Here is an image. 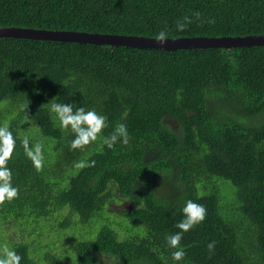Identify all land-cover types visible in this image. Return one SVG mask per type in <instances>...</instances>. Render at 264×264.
I'll list each match as a JSON object with an SVG mask.
<instances>
[{"label":"trees","instance_id":"obj_1","mask_svg":"<svg viewBox=\"0 0 264 264\" xmlns=\"http://www.w3.org/2000/svg\"><path fill=\"white\" fill-rule=\"evenodd\" d=\"M0 26L150 38L161 30L166 38L261 35L264 0H0ZM4 101L20 105L7 125L16 143L4 164L19 191L0 203V226L66 211L49 225L56 252L48 243L34 249L47 264L62 263L69 230L81 224L100 229L73 244L70 264H264V47L165 51L0 38ZM54 102L95 109L107 126L72 149L75 134L61 127ZM118 123L127 125L128 143L109 149L103 137ZM26 126L55 152L39 170L22 144ZM214 179L231 185L230 211L219 201L230 190ZM115 195L128 207L111 213ZM188 199L205 206L206 218L183 234L186 255L177 262L166 237L180 231ZM124 219L136 229H124ZM10 248L20 264H34L27 243Z\"/></svg>","mask_w":264,"mask_h":264},{"label":"clouds","instance_id":"obj_2","mask_svg":"<svg viewBox=\"0 0 264 264\" xmlns=\"http://www.w3.org/2000/svg\"><path fill=\"white\" fill-rule=\"evenodd\" d=\"M185 19H188L187 17ZM180 29L185 27L184 24L178 25ZM168 33L161 30L156 34V41L164 44ZM248 36V35H246ZM232 37V36H230ZM237 37V36H235ZM244 37V36H241ZM28 106V105H27ZM26 106V107H27ZM59 119L61 127L68 129L75 134L71 140V148H81L84 145L95 141L98 134L107 126V117L101 115L95 109L86 110L85 107H76L73 103H51V109ZM129 140V131L125 123H118L109 136L103 137V144L107 148L112 149L117 142L127 144ZM15 139L12 132L7 127H0V203L5 200L11 201L18 195V188L12 183V171L5 167L6 160L11 157L15 147ZM27 157L32 161L33 165L39 170L43 167V145L37 142L30 146L29 138L25 136L22 140ZM95 161H91L94 165ZM83 166V164L78 165ZM183 218L176 224L180 229L175 233H170L167 237V244L172 249V259L181 261L186 255L185 250L181 246L183 234L193 228L196 224L202 222L206 218V208L203 204L197 203L192 199L185 201L182 207ZM215 242L208 244L211 251L214 248ZM22 257L12 248L5 247L4 255L0 257V264H20Z\"/></svg>","mask_w":264,"mask_h":264},{"label":"rangeland","instance_id":"obj_3","mask_svg":"<svg viewBox=\"0 0 264 264\" xmlns=\"http://www.w3.org/2000/svg\"><path fill=\"white\" fill-rule=\"evenodd\" d=\"M19 107L20 105H14L10 101L0 102V120L2 119L6 121V125L3 127H7L9 122L13 118H16L18 116ZM34 126L36 128V132H37L36 134L40 135V131L38 127L36 125ZM21 134L29 137V141H31L32 145L37 143V140L34 137L35 131L32 130L30 126H26L24 130L21 132ZM43 140L47 143L46 146L42 144L44 148L43 156L45 162L48 157L49 159L52 158V156L55 157V152L52 149V144L50 143V141H48L44 137ZM75 167L79 168L80 166L79 167L75 166ZM76 173L77 172H75L74 175ZM213 182L215 184H220V185H222L223 183L230 190L228 192H221L219 194V201L222 209L224 208L226 211H230L229 205L232 203H237L234 199L233 189L231 185L228 182L219 179H214ZM114 198L115 199L112 200L108 205V210L111 211V213H117L119 210L126 209L128 207V203L126 201L119 199L116 195ZM65 214L66 211L62 212V214H58V216L55 215L53 216V219H51L50 221L41 220L37 223H35L34 221H29L27 223H22L24 225H22L19 222L12 221V222H7L6 224L0 226V253L4 252L5 247L10 248V244L12 243L24 242L27 243L30 247V250L34 256L33 258L34 264H47V262L43 259V254L34 253V249L37 245H39V243H48L49 245H53L52 252L53 253L56 252V248L59 243L54 238V235L57 231L54 228L51 229L49 225L56 224L57 220L61 218V215H65ZM76 217L78 218L77 215ZM121 226L127 230H130L131 228L136 229V225L132 224L127 219H124L122 221ZM248 227H250L249 224ZM99 229L100 227L88 228L87 226L81 224V226L77 229L78 232H76L74 235L72 233V230H69L70 232L69 236L72 237L71 239L72 241H70V243L65 245V249L67 251L64 253V258L61 264H70L71 260L75 258V254L73 252V244L75 242H78L83 239H87L86 236L90 237L91 239L94 238L97 235ZM250 229L252 228L250 227ZM64 234L67 236L66 230ZM119 234L121 236H125L124 235L125 232L122 230L121 231L119 230ZM53 243H55V245ZM99 264H104V261L101 260Z\"/></svg>","mask_w":264,"mask_h":264},{"label":"water","instance_id":"obj_4","mask_svg":"<svg viewBox=\"0 0 264 264\" xmlns=\"http://www.w3.org/2000/svg\"><path fill=\"white\" fill-rule=\"evenodd\" d=\"M0 38L26 39L60 43H75L96 46H115L137 48L142 50H192V49H225L264 47V34L248 36L223 37H180L166 38L164 44L155 39L143 36H123L114 34L87 33L77 31H50L32 28L0 26Z\"/></svg>","mask_w":264,"mask_h":264}]
</instances>
